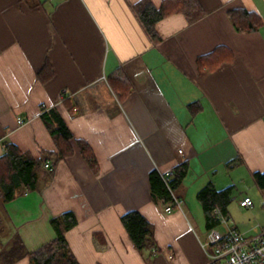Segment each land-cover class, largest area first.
<instances>
[{
    "label": "crops",
    "instance_id": "0c3cea01",
    "mask_svg": "<svg viewBox=\"0 0 264 264\" xmlns=\"http://www.w3.org/2000/svg\"><path fill=\"white\" fill-rule=\"evenodd\" d=\"M138 1L0 0V155L5 141L35 158L56 151L41 118L42 105H56L99 161L95 172L73 139V153L44 166L37 188L0 206L30 251L56 236L51 218L73 211L78 223L66 236L80 264H206L210 229L198 191L212 181L234 194L264 172V0H199L204 16L190 23L182 12L167 15L158 41L135 12ZM235 8L259 14L260 28L238 31ZM212 51L202 67L198 58ZM47 61L53 75L43 82L37 72ZM118 68L133 86L124 96L109 80ZM183 161L182 207L168 212L170 203L151 195L150 173H172ZM244 197L252 204L241 205ZM241 200L215 227L253 237L264 202ZM130 210L153 223L158 251L135 248L121 220Z\"/></svg>",
    "mask_w": 264,
    "mask_h": 264
},
{
    "label": "trees",
    "instance_id": "16d2710c",
    "mask_svg": "<svg viewBox=\"0 0 264 264\" xmlns=\"http://www.w3.org/2000/svg\"><path fill=\"white\" fill-rule=\"evenodd\" d=\"M133 8L148 34L155 41L160 38L156 25L167 15L182 12L188 21L193 23L205 14L199 0H163L160 6L155 5L151 0H139L133 4ZM229 13L238 31H255L262 25L260 15L246 8L231 9ZM214 51L198 58V62L202 67H204L202 61L213 54ZM37 75L43 82L52 77L53 69L48 61L37 72ZM109 80L121 96L127 95L133 89L128 75L121 68L111 73ZM67 100L66 93H63V101L66 102ZM70 110H73V108L71 107ZM41 118L49 129L57 150L54 152L43 151L40 158H35L15 143L5 141L4 153L0 155V206L13 200L22 189L37 188L41 174L44 172L42 170L46 164H49L53 169L60 160L73 153V139L76 140L81 153L93 171H99V161L94 149L85 139L75 138L58 106L48 107L42 105ZM49 160L50 163H47ZM189 168L188 161L176 165L168 183L164 179L166 174H161L157 169L152 170L150 182L153 199L158 203L166 204L171 203L174 196L178 197L176 190L188 174ZM52 173V171H48L47 178H51ZM254 179L256 184L264 190V172H255ZM197 198L205 212L207 227L211 229L220 223V219L214 212L216 208H219L225 215L228 213V205L233 199L232 186L219 189L210 181L198 191ZM1 220L0 216V222ZM121 220L135 248L139 251L149 250L154 252L159 250L154 235V225L141 211H127L121 216ZM77 223L78 219L73 211H66L51 218L56 236L32 251L27 249L23 239L17 232L13 233L8 246L5 248H1L2 240L0 237V261L2 264H13L27 256L29 257V264H80L66 236L67 231L76 226Z\"/></svg>",
    "mask_w": 264,
    "mask_h": 264
},
{
    "label": "built area",
    "instance_id": "2783aa9c",
    "mask_svg": "<svg viewBox=\"0 0 264 264\" xmlns=\"http://www.w3.org/2000/svg\"><path fill=\"white\" fill-rule=\"evenodd\" d=\"M22 122V119H20ZM46 167L51 168L49 164ZM172 173L166 174L165 182L168 183ZM173 201L165 210L171 212L175 207H181L182 200L174 196ZM241 205L252 204L250 197H244ZM220 222L226 223L227 216L219 208L215 209ZM209 254L206 264H264V225H260L259 234L251 237L237 228H231L227 232H221L216 227L209 230L208 240L204 243Z\"/></svg>",
    "mask_w": 264,
    "mask_h": 264
},
{
    "label": "rangeland",
    "instance_id": "374dc122",
    "mask_svg": "<svg viewBox=\"0 0 264 264\" xmlns=\"http://www.w3.org/2000/svg\"><path fill=\"white\" fill-rule=\"evenodd\" d=\"M177 193V190H176ZM245 194H250L253 197V200L256 201L262 200L264 202V190H260V187L258 185L254 184L253 182L245 181V183H241L237 188L234 189V199L232 203L240 201L241 198ZM236 197V198H235ZM182 207V206H181ZM1 222H0V237L2 240L1 248H5L8 246V242L10 241L12 235H13V230L10 229L9 223H7V220L5 219L4 215L1 214ZM247 220V219H246ZM248 221L252 224H255L258 222V219L256 217L249 215L248 216ZM219 231L223 230V226L217 227ZM0 264L2 262L0 261Z\"/></svg>",
    "mask_w": 264,
    "mask_h": 264
}]
</instances>
